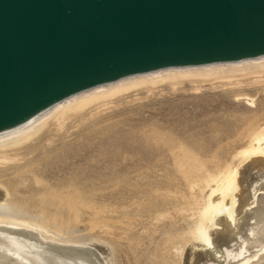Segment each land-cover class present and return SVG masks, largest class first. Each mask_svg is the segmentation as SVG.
<instances>
[{"label":"rangeland","instance_id":"374dc122","mask_svg":"<svg viewBox=\"0 0 264 264\" xmlns=\"http://www.w3.org/2000/svg\"><path fill=\"white\" fill-rule=\"evenodd\" d=\"M252 83L213 87L207 82L200 90L189 82L175 89L161 83L150 91L131 90L97 116L85 112L69 122L51 144H39L35 155L15 168H0V176L25 209L35 210L31 201L36 200L44 215L64 220L66 235L105 244L115 264H155L149 256L164 232L187 228L193 219H167L151 240L146 228L154 213L177 206L190 192L193 184L184 174L190 162L199 167H210L215 157L230 162L249 141L240 134L246 116L264 109L263 85ZM239 91L255 95V103L238 97ZM105 221L113 225L112 233L91 226Z\"/></svg>","mask_w":264,"mask_h":264},{"label":"bare ground","instance_id":"6f19581e","mask_svg":"<svg viewBox=\"0 0 264 264\" xmlns=\"http://www.w3.org/2000/svg\"><path fill=\"white\" fill-rule=\"evenodd\" d=\"M249 80L252 84H262L264 91V55L238 61L166 67L97 85L63 99L22 125L1 132L0 168L17 167L26 157L33 156L39 144L48 146L58 132H66L69 122L76 121L85 112L94 111L97 116L99 110L106 111L108 105H112L114 98L131 90L150 91L161 83L175 89L185 82L199 90L207 82L213 87L218 83L236 87ZM236 95L249 105L256 101L255 95L246 92L239 91ZM242 129L240 134L249 141L235 150L232 161L215 157L210 167L209 163L199 167L190 162L185 168L187 184L197 185L198 191L193 192L192 185L190 192L179 197L177 206L154 213V221L146 230L153 240L160 223L167 219L176 220L181 216L192 218V223L180 231L166 230L149 256L150 262L264 264V109L247 115ZM21 202L13 198L9 181L0 176V264H115L111 249L105 244L66 235L62 218L44 215L42 205L36 200L31 201V208L35 210L25 209ZM68 202L74 204L73 198ZM96 225L111 233L114 230L108 221L91 223V226Z\"/></svg>","mask_w":264,"mask_h":264},{"label":"water","instance_id":"95a60500","mask_svg":"<svg viewBox=\"0 0 264 264\" xmlns=\"http://www.w3.org/2000/svg\"><path fill=\"white\" fill-rule=\"evenodd\" d=\"M264 55V0H0V133L166 67Z\"/></svg>","mask_w":264,"mask_h":264}]
</instances>
